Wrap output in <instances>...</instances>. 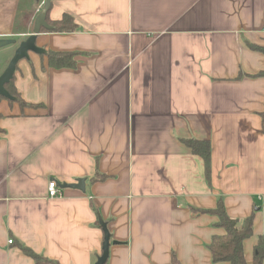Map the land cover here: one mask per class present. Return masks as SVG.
I'll return each instance as SVG.
<instances>
[{
  "label": "crops",
  "instance_id": "obj_1",
  "mask_svg": "<svg viewBox=\"0 0 264 264\" xmlns=\"http://www.w3.org/2000/svg\"><path fill=\"white\" fill-rule=\"evenodd\" d=\"M36 3L0 0V40L14 39L0 58L32 33ZM51 6L50 20L67 14L77 30L41 32L37 45L80 55L75 69L49 68L38 53L17 65V93L44 107L0 112V264H35L21 246L95 264L101 221L106 264H171L174 253L181 264H228L208 250L225 234L210 212L219 200L231 219L254 214L252 262L264 235V53L249 44L264 47V0ZM190 139L210 142L209 176ZM54 179L86 187L51 199Z\"/></svg>",
  "mask_w": 264,
  "mask_h": 264
},
{
  "label": "trees",
  "instance_id": "obj_2",
  "mask_svg": "<svg viewBox=\"0 0 264 264\" xmlns=\"http://www.w3.org/2000/svg\"><path fill=\"white\" fill-rule=\"evenodd\" d=\"M54 1V0H53ZM52 1V2H53ZM52 8V7H51ZM50 8V10H51ZM49 10V12H50ZM49 12L47 15L46 21L49 25L52 26L50 31L42 29L41 32H54V33H65V32H74L77 30V24L75 20L65 14L61 20L52 21L49 18ZM250 48L254 51H260L264 53V47L261 46H254L249 44ZM79 53L75 52H55L49 51L45 57H47V65L49 68H55L58 70H63L66 68L75 69L77 67L76 57L79 56ZM44 56V55H43ZM258 76H264V72H260ZM6 90L16 98L15 101L6 99L3 96H0V101L5 100L9 103L17 102L20 105L21 110L25 108H32L37 109L44 107L43 104H29L27 103L21 95L17 93L15 88V81L14 78L11 80L10 83L6 85ZM0 118H2V114H0ZM262 118V133H264V112L261 113ZM3 133V129L0 128V134ZM185 144L192 149L193 153L202 157L204 159V163L206 164V172L209 176L211 171V155L212 149L211 144L207 140H186ZM106 176L102 174H98V179H105ZM211 213L215 214L218 218V225L224 229L225 234L223 235H215L213 236V240L208 245V250L211 252L212 261L213 263L219 262H226L228 264H263L264 262V235H262L258 243L254 249L255 256L252 262H247L245 259V251H244V243L248 238L252 237L254 231V214L247 217V219L243 220L242 222L231 219L227 212L226 208H224L223 201L219 200L217 204V210L210 211ZM21 249L26 255H29L34 259L35 264H60L57 260H51L45 256H40L32 251L30 248H26L21 246ZM171 264H181L178 260L176 254L174 253L172 257Z\"/></svg>",
  "mask_w": 264,
  "mask_h": 264
},
{
  "label": "water",
  "instance_id": "obj_3",
  "mask_svg": "<svg viewBox=\"0 0 264 264\" xmlns=\"http://www.w3.org/2000/svg\"><path fill=\"white\" fill-rule=\"evenodd\" d=\"M40 0H36L39 2ZM53 0H46L45 1V9L44 11L40 12L35 18V26L31 34L28 37L21 41L18 45L17 49L15 50V54L12 59L9 61L6 70L0 75V96L5 97L6 99L15 101L16 98L12 96L8 90H6V85L11 82L14 78L15 73L17 71V65L21 62L22 59H29L30 53H38L41 55L46 54V50L39 47L37 45L38 35L41 34V30L45 29L50 31L52 26L48 24L46 21L48 12L52 7ZM14 43V40H0V48H4L7 45ZM62 189H75L84 192L86 187L85 179H78L76 183H69V184H62ZM101 226L103 227L104 231V243H103V250L101 256L98 258L95 264H106L109 259V249L111 246L110 240V233L108 227L104 222L101 221Z\"/></svg>",
  "mask_w": 264,
  "mask_h": 264
},
{
  "label": "built area",
  "instance_id": "obj_4",
  "mask_svg": "<svg viewBox=\"0 0 264 264\" xmlns=\"http://www.w3.org/2000/svg\"><path fill=\"white\" fill-rule=\"evenodd\" d=\"M45 1L46 0H40L39 2H37L35 4V12L36 13H40L42 11H44L45 9ZM263 32H264V26L262 27ZM48 185V197L51 199H55V198H59L63 196V190L58 186L57 181L54 180H50ZM13 240L9 241L10 244H12Z\"/></svg>",
  "mask_w": 264,
  "mask_h": 264
},
{
  "label": "rangeland",
  "instance_id": "obj_5",
  "mask_svg": "<svg viewBox=\"0 0 264 264\" xmlns=\"http://www.w3.org/2000/svg\"><path fill=\"white\" fill-rule=\"evenodd\" d=\"M14 40V39H12ZM7 50V49H6ZM15 52L12 50H7V55L3 56L0 58V60L2 59V61H0V75L6 70L7 65L9 63V61L12 59V57L14 56ZM2 104V106H1ZM6 110L7 112H14L17 111V105H13V107H11V105L5 101V100H1L0 102V112H2L1 110Z\"/></svg>",
  "mask_w": 264,
  "mask_h": 264
}]
</instances>
